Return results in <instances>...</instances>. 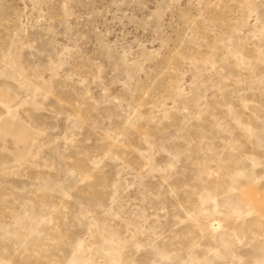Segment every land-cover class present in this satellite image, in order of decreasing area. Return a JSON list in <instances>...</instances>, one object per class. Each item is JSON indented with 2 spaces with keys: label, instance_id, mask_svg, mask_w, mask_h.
<instances>
[{
  "label": "rangeland",
  "instance_id": "obj_1",
  "mask_svg": "<svg viewBox=\"0 0 264 264\" xmlns=\"http://www.w3.org/2000/svg\"><path fill=\"white\" fill-rule=\"evenodd\" d=\"M0 264H264V0H0Z\"/></svg>",
  "mask_w": 264,
  "mask_h": 264
}]
</instances>
